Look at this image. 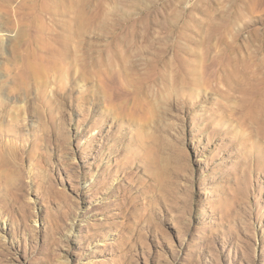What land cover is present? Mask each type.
<instances>
[{"label": "rangeland", "instance_id": "obj_1", "mask_svg": "<svg viewBox=\"0 0 264 264\" xmlns=\"http://www.w3.org/2000/svg\"><path fill=\"white\" fill-rule=\"evenodd\" d=\"M0 264H264V0H0Z\"/></svg>", "mask_w": 264, "mask_h": 264}]
</instances>
